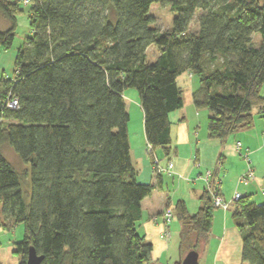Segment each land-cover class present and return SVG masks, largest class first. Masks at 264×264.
<instances>
[{
    "label": "trees",
    "instance_id": "1",
    "mask_svg": "<svg viewBox=\"0 0 264 264\" xmlns=\"http://www.w3.org/2000/svg\"><path fill=\"white\" fill-rule=\"evenodd\" d=\"M22 4L31 34L15 53L13 79H0V222L24 226L19 264L31 246L41 264H148L152 244L136 226L153 186L137 181L123 92L139 94L152 163L155 150L171 151L169 114L183 106L176 79L184 72L199 80L192 103L208 109L210 139L250 127L253 109L264 117V0H0L4 49ZM166 5L174 17L162 31L150 11ZM9 94L14 110L4 106ZM5 145L28 170L12 166ZM200 200L193 214L175 203L181 256L198 252L212 227L208 192ZM231 204L242 262L264 264V202L241 196ZM164 213L166 240L173 215L166 221Z\"/></svg>",
    "mask_w": 264,
    "mask_h": 264
},
{
    "label": "crops",
    "instance_id": "2",
    "mask_svg": "<svg viewBox=\"0 0 264 264\" xmlns=\"http://www.w3.org/2000/svg\"><path fill=\"white\" fill-rule=\"evenodd\" d=\"M193 77L194 75L191 73L184 72L176 79L178 86L185 94H183L181 109L169 114L170 153L164 162L157 158L161 155V149H157L153 153L156 160L159 161L160 167H164L169 161L173 162L172 173L158 174L154 171L153 161L145 150L147 139L143 127L144 116L139 103V94L128 90L123 92L124 103L130 117L127 123L130 157L137 172V181L153 186L150 195L141 201L142 217L137 224L138 228H143L142 233L138 231L139 234L143 235L144 239H147L151 244L153 243L152 249L155 246V240L150 237L157 236L161 239L160 234L165 229L162 215L166 210L171 211L174 215L176 201L182 200L186 203L187 210L188 203H191L189 209L195 211L190 214L197 212L198 208L202 206L200 197L204 192L205 180H203V176L206 171H211L213 177L220 180L219 191L224 200L229 201L232 195L238 192L243 197L248 196L249 200L256 203L264 202H257L253 196L258 189L262 190L264 187V117L258 115V111L253 109V124L248 128L238 129L228 136L226 145L227 139L224 141L210 139L207 136L206 125L210 113L207 108L196 109L192 103V94L196 89L192 81ZM262 96L264 97L263 94ZM237 142L241 145V151L246 152L249 156L250 165L254 169L255 179L248 183L239 184L237 181L239 175L247 169L244 158L242 161L235 155L239 156L235 150ZM221 175L222 177H220ZM173 178L180 184L179 188L176 187L177 190L170 193L167 182L170 179L173 184ZM234 208L235 206L231 204L226 211L221 208H214L212 211V227L207 234V239L201 240L199 244V247L202 245L204 248L206 245L209 246L210 241L213 242L214 248L209 256L210 264H248L242 262L240 257L242 237L237 228L239 219L233 216ZM176 220L178 222L175 224L176 230H179L180 233L182 226L178 219ZM167 241L164 240V243L163 240H160L165 247H159L160 251L168 250ZM160 258L158 257L149 264L159 263Z\"/></svg>",
    "mask_w": 264,
    "mask_h": 264
},
{
    "label": "rangeland",
    "instance_id": "3",
    "mask_svg": "<svg viewBox=\"0 0 264 264\" xmlns=\"http://www.w3.org/2000/svg\"><path fill=\"white\" fill-rule=\"evenodd\" d=\"M21 8L23 11H21L20 13H18L16 15V22H17V27L15 29V37L12 41V45L10 48L8 49H4L1 45H0V79L2 78H7V79H13V77L15 76V66H14V59H15V53L17 52V50L19 48H21L23 46V42L25 40V38L27 36H30L31 32H30V28H29V6H24L23 4L21 5ZM201 11H196L195 12V16L193 17V19L191 20V22L189 23V31L190 32H196L198 29V25H197V20H198V16L199 13ZM150 15L153 16L154 19V23L153 26L157 27L158 29L165 31L166 29L171 28V24H172V19L174 17L172 10L170 9V7L168 5H166L165 7H154L151 11H150ZM8 27V23L6 22V20H4L3 17L0 16V30H4ZM259 39V35H255L254 37V42H256ZM148 52V59L152 60L156 55V49H154L153 46H149L147 48ZM193 83H194V88H197L199 86V80L194 76L192 79ZM262 94L264 95V83L262 85ZM128 91H132L134 92V94H137V90L136 89H127ZM183 92V91H182ZM185 94V93H183ZM138 95V94H137ZM227 141L225 142V145L227 144ZM235 144V143H234ZM162 150V149H161ZM1 154L6 157V159L12 164L13 167H15L16 169L19 170H28L29 166L25 165L19 158L18 155H15L14 151L12 150V148L9 145H5L2 148ZM161 155L158 158V160L163 161L166 158L165 154L162 152L160 153ZM236 157L239 159H241L243 161V158H241V156H238L237 154H235ZM197 163V162H195ZM198 168V167H197ZM223 171V170H222ZM223 174V173H222ZM222 177V175L220 176ZM28 180L29 178H26L23 185L25 187H27L28 185ZM173 184L171 182V180L169 179L167 183H169V192L172 193L173 190H177V188H179V184L180 182H176V179L173 178ZM262 190L258 189L257 192L253 195L254 196V200H256L257 202H263L264 201V195L262 196L261 193ZM179 193H181L179 191ZM187 200L188 197H186ZM259 200V201H258ZM175 201V200H174ZM188 203V202H187ZM189 207V213L194 212V211H190L191 209V203H188ZM172 215L173 213L171 211H169ZM176 216L173 215V218L169 221V223L171 222V224L169 225V240L167 241L169 248H167L168 250H164L160 251V248H165L164 247V240L165 239H159L157 236H155V238L153 236H151L150 238H153L155 240V246H154V250L151 253L150 256V262L155 261V259H157L158 257H161L160 260V264H179L181 262V254H180V250L178 248V242H179V230H176V226L175 224H178L177 220H176ZM148 226V224H147ZM146 226V227H147ZM136 228H138V226H136ZM138 231H140V233L143 232V228H138ZM164 230H162L163 232ZM24 236V226L22 223L19 224H15L12 222L8 223H1L0 222V264H19L20 262V258L18 255L15 254V243L20 242V240H22ZM159 236V234H158ZM150 240V239H149ZM160 240L163 242H160ZM147 241V239H146ZM152 242V241H151ZM165 243V242H164ZM153 244V243H152ZM161 244V245H158ZM207 246V245H206ZM205 246V247H206ZM203 248L202 245H200V247L198 246V264H210V258L209 256L211 255L212 251H213V242L210 241L209 246H207L206 248ZM148 263V264H149Z\"/></svg>",
    "mask_w": 264,
    "mask_h": 264
},
{
    "label": "built area",
    "instance_id": "4",
    "mask_svg": "<svg viewBox=\"0 0 264 264\" xmlns=\"http://www.w3.org/2000/svg\"><path fill=\"white\" fill-rule=\"evenodd\" d=\"M30 0H23V3H29ZM6 101L4 102V106L7 109L10 110H14L18 107V100L13 96H11L10 94L7 96V98L5 99ZM237 145V151L240 148L239 143L236 144ZM145 150H147V152L152 151L150 144H146V148ZM241 156L244 158V160L247 163V169L246 171H244L242 174L239 175V177L237 178L238 183H248L251 182V180L255 179V175H254V169L253 167H251L250 165V161H249V156H247V153H243L241 154ZM154 160V171L158 174L161 173H172V168H173V162H167V164L163 167V166H159V161L156 160V158H153ZM203 180H205V187H204V191L208 192L212 205L215 208H221L222 210L226 211L228 210V208L230 207L231 203L236 202L238 199H240V197L242 196L241 193L235 192L231 199H229V201L224 200V198L221 195V192L219 191V185H220V180L215 179L213 177V174L211 171H206L205 175L203 176ZM262 196L264 195V188L261 191ZM165 220L168 221L171 217L169 212H165ZM169 232L167 230H165L163 238H166V240H168L169 238Z\"/></svg>",
    "mask_w": 264,
    "mask_h": 264
},
{
    "label": "water",
    "instance_id": "5",
    "mask_svg": "<svg viewBox=\"0 0 264 264\" xmlns=\"http://www.w3.org/2000/svg\"><path fill=\"white\" fill-rule=\"evenodd\" d=\"M43 257L44 256L37 255L34 247L31 246L27 251V258L24 264H41ZM198 260V252L195 250H189L182 256L181 262L179 264H198Z\"/></svg>",
    "mask_w": 264,
    "mask_h": 264
}]
</instances>
